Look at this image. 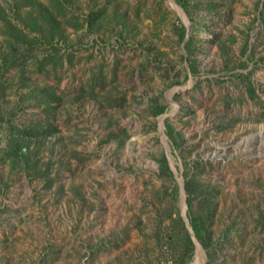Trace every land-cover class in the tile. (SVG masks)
<instances>
[{
    "label": "rangeland",
    "instance_id": "374dc122",
    "mask_svg": "<svg viewBox=\"0 0 264 264\" xmlns=\"http://www.w3.org/2000/svg\"><path fill=\"white\" fill-rule=\"evenodd\" d=\"M186 233L264 264V0H0V264H179Z\"/></svg>",
    "mask_w": 264,
    "mask_h": 264
},
{
    "label": "trees",
    "instance_id": "16d2710c",
    "mask_svg": "<svg viewBox=\"0 0 264 264\" xmlns=\"http://www.w3.org/2000/svg\"><path fill=\"white\" fill-rule=\"evenodd\" d=\"M159 111L162 112L163 109H159ZM29 130H31V129L27 128L25 131H29ZM17 142H18V139H15L14 141H12V144L16 145L15 143H17ZM18 148H20V146ZM185 190L188 194V207L192 208L191 195H193L195 190H194L193 186H191L190 182H186ZM178 220L181 224H183L181 218H178ZM191 225L193 228L195 238L201 243V245L204 248L209 249L211 247V237L207 231L205 221L202 219L201 216H198V215L193 216V217H191ZM186 242H187V258L184 259L179 264H185L188 260H190L192 258V255L194 253V242L188 233H186Z\"/></svg>",
    "mask_w": 264,
    "mask_h": 264
}]
</instances>
